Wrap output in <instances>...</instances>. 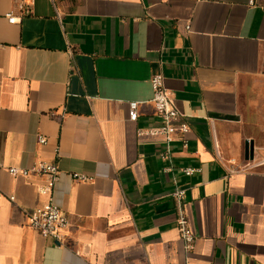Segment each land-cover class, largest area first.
<instances>
[{
    "label": "crops",
    "instance_id": "1",
    "mask_svg": "<svg viewBox=\"0 0 264 264\" xmlns=\"http://www.w3.org/2000/svg\"><path fill=\"white\" fill-rule=\"evenodd\" d=\"M13 10L21 16L0 0V264H264V163L245 160V108L264 81V0H34L10 24ZM155 75L190 126L186 148L139 137L163 124ZM38 162L61 170L64 246L27 226L48 201L41 181L8 171Z\"/></svg>",
    "mask_w": 264,
    "mask_h": 264
},
{
    "label": "built area",
    "instance_id": "2",
    "mask_svg": "<svg viewBox=\"0 0 264 264\" xmlns=\"http://www.w3.org/2000/svg\"><path fill=\"white\" fill-rule=\"evenodd\" d=\"M34 0H13L15 9L20 13V17L15 15V11L7 14L6 18L10 24H19L23 18L32 14V6ZM251 5L254 2L250 3ZM189 30V29H188ZM165 79L163 75H155L151 79V86L154 92L153 104L155 107L156 115L163 122L162 126L142 130L139 132V137L147 136L149 138L161 139L167 146L172 145L177 140L184 143V148L187 147L186 135L190 131L189 124L184 121L183 115L175 105L171 92L165 86ZM138 102H131L129 105V120L136 122L139 117ZM40 145L45 146L48 140L45 136L38 137ZM170 152L167 151L161 156L163 159H168ZM10 175L14 178H36L41 181L37 188L39 195L47 197L48 201L41 207L36 208L25 214L27 226L40 234L45 239H51L60 246L66 245L65 232L70 227L68 216L59 207L54 199L57 184L60 181L61 170L57 163L38 162L30 168H8ZM197 172L195 169L184 168L181 173L186 176H192ZM72 179L74 182L87 183L91 182L92 178L84 175L73 174ZM186 193L184 190H177L173 194V198L178 202L180 209L179 217L177 220L178 229L181 238L185 242L187 251L192 250L196 236L190 226L187 216L182 209ZM14 201V198H11Z\"/></svg>",
    "mask_w": 264,
    "mask_h": 264
},
{
    "label": "rangeland",
    "instance_id": "3",
    "mask_svg": "<svg viewBox=\"0 0 264 264\" xmlns=\"http://www.w3.org/2000/svg\"><path fill=\"white\" fill-rule=\"evenodd\" d=\"M245 127L257 145L254 164H262L264 163V81L259 82L251 91L245 108Z\"/></svg>",
    "mask_w": 264,
    "mask_h": 264
},
{
    "label": "water",
    "instance_id": "4",
    "mask_svg": "<svg viewBox=\"0 0 264 264\" xmlns=\"http://www.w3.org/2000/svg\"><path fill=\"white\" fill-rule=\"evenodd\" d=\"M255 159V142L254 140H247L245 142V160L252 162Z\"/></svg>",
    "mask_w": 264,
    "mask_h": 264
}]
</instances>
